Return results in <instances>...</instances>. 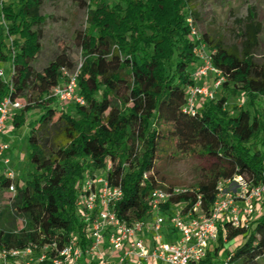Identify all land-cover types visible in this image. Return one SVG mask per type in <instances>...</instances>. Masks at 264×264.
<instances>
[{
  "label": "trees",
  "instance_id": "obj_1",
  "mask_svg": "<svg viewBox=\"0 0 264 264\" xmlns=\"http://www.w3.org/2000/svg\"><path fill=\"white\" fill-rule=\"evenodd\" d=\"M204 3L0 0V64L11 61L14 68L8 81L0 77V101L12 97L25 103L13 117L15 131L28 113L40 109L28 136L30 176L21 177L25 186L15 209L40 227L44 240L65 243L76 235L90 243L76 203L85 179L105 172L109 164L107 178L124 191L113 210L129 225L148 220L163 144H173L182 154L199 150L212 160L196 190L174 194L163 206L165 216L187 212L198 202L199 211L208 215L220 181L241 176L252 185L262 182L264 48L255 0L230 11L221 33L202 35L226 77L222 90L241 91L247 107L229 111L228 98L217 95L195 115L184 111L198 66L197 40L187 19L201 22ZM79 57L85 105L73 104L68 111L52 91L64 80L63 70L77 71ZM10 183L0 164V191ZM256 209L248 227L221 222L219 239L200 264L264 263V198ZM10 216L8 210L0 213V228Z\"/></svg>",
  "mask_w": 264,
  "mask_h": 264
},
{
  "label": "built area",
  "instance_id": "obj_2",
  "mask_svg": "<svg viewBox=\"0 0 264 264\" xmlns=\"http://www.w3.org/2000/svg\"><path fill=\"white\" fill-rule=\"evenodd\" d=\"M187 23L191 35L197 40L194 53L198 66L193 73L195 84L188 86L186 91L184 111L195 115L206 101L216 99L226 77L215 67L213 54L202 41L195 20L189 17ZM82 66L80 60L74 74L63 70L64 80L52 91L53 97L61 104L85 105L78 82ZM12 72L13 66L11 75ZM0 77L5 79L2 69ZM24 107L22 99L5 97L0 101V164L5 176L11 181L7 188L0 191V213L8 210L11 215L2 220L4 224L0 228V264H82L84 258L105 264L108 250L117 256L114 264H144L150 261L200 264L219 239L220 223L227 221L236 228L248 227L256 214L258 202L264 198V173L258 185H252L237 176L218 183L217 199L208 215L199 211L201 203L198 202L194 209L187 212L177 210L172 216H165L163 206L174 194L184 191L157 188L150 194L151 217L129 225L113 210V206L123 198L124 191L107 178L112 169L109 164L107 172H97L85 179L76 203V213L86 227L90 243L85 244L76 235L70 236L65 243L46 241L40 227L33 225L28 216L15 209L19 192L25 183L12 166L10 144L1 140L14 130L13 117ZM146 231L152 233L150 242L145 237ZM7 237H12L11 242L4 241ZM21 237L31 239L23 244L14 242L13 239Z\"/></svg>",
  "mask_w": 264,
  "mask_h": 264
},
{
  "label": "rangeland",
  "instance_id": "obj_3",
  "mask_svg": "<svg viewBox=\"0 0 264 264\" xmlns=\"http://www.w3.org/2000/svg\"><path fill=\"white\" fill-rule=\"evenodd\" d=\"M255 1L258 5V22L262 28L260 40L264 48V0ZM204 2L203 20L197 24V29L201 35L205 34L208 30L216 34L221 33L223 23L228 18L230 11H238L244 0H204ZM0 17H2L1 14ZM79 59L82 60L81 57ZM11 66V61L0 64V69L4 70L5 80L7 81L11 75ZM217 95L218 97L228 98L227 109L229 111L240 108L245 109L247 107L246 98L241 91L233 93L230 88H226L220 90ZM262 104L264 105V100ZM64 107L68 111H71L73 104L65 105ZM39 111V108H35L33 112L27 114L26 122L18 131L12 130L5 135L7 137L1 138L2 141L8 142L14 138H18L15 140L17 143L15 142L16 145L12 152L14 158L18 156L17 159L19 161L14 168L23 179L29 178L30 176L31 167L28 163V136L30 130L35 126L36 120L39 118ZM200 153L197 150L195 153L182 154L176 151L173 144H163L156 164V177L159 188L165 190L173 187L177 191L196 190L199 184L206 178L210 165L212 164V160L204 157ZM155 264L164 263L155 262Z\"/></svg>",
  "mask_w": 264,
  "mask_h": 264
},
{
  "label": "crops",
  "instance_id": "obj_4",
  "mask_svg": "<svg viewBox=\"0 0 264 264\" xmlns=\"http://www.w3.org/2000/svg\"><path fill=\"white\" fill-rule=\"evenodd\" d=\"M7 137V136H3L2 138ZM18 138H14L12 139L10 142L8 141H4L7 142L11 145V148L13 150V148L15 147ZM16 142V143H15ZM18 158V156H16ZM11 158H12V166L15 167L16 164H18V159L14 158L13 152L11 151ZM145 237L147 239L148 242H150V239L152 238V233L149 231H146L145 233ZM117 260V256L113 255L109 250L107 251V261L105 262V264H114V262ZM82 264H99L96 261H93L91 258H84ZM128 264H134L133 262H129ZM144 264H155V261H150V262H145Z\"/></svg>",
  "mask_w": 264,
  "mask_h": 264
}]
</instances>
